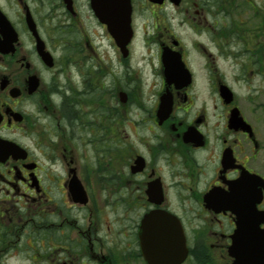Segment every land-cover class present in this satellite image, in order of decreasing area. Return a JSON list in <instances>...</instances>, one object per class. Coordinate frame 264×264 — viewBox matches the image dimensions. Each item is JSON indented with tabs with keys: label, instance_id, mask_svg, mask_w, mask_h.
<instances>
[{
	"label": "flooded vegetation",
	"instance_id": "1",
	"mask_svg": "<svg viewBox=\"0 0 264 264\" xmlns=\"http://www.w3.org/2000/svg\"><path fill=\"white\" fill-rule=\"evenodd\" d=\"M125 1L0 0V264H264V0Z\"/></svg>",
	"mask_w": 264,
	"mask_h": 264
},
{
	"label": "water",
	"instance_id": "2",
	"mask_svg": "<svg viewBox=\"0 0 264 264\" xmlns=\"http://www.w3.org/2000/svg\"><path fill=\"white\" fill-rule=\"evenodd\" d=\"M90 4L98 19L108 25L118 44L124 47L132 34L129 3L125 0H90ZM40 54L44 60H48L45 52L40 51ZM238 263L249 264L250 261H238Z\"/></svg>",
	"mask_w": 264,
	"mask_h": 264
},
{
	"label": "rangeland",
	"instance_id": "3",
	"mask_svg": "<svg viewBox=\"0 0 264 264\" xmlns=\"http://www.w3.org/2000/svg\"><path fill=\"white\" fill-rule=\"evenodd\" d=\"M235 13L243 14L242 2L234 6ZM39 241H21L20 246L16 247L9 253V256L4 259V264H51L50 243L44 241L41 245ZM31 245L34 249L31 248Z\"/></svg>",
	"mask_w": 264,
	"mask_h": 264
}]
</instances>
